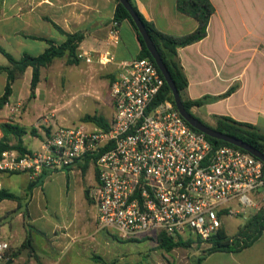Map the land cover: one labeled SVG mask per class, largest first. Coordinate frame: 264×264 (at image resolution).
<instances>
[{
	"label": "crops",
	"instance_id": "crops-1",
	"mask_svg": "<svg viewBox=\"0 0 264 264\" xmlns=\"http://www.w3.org/2000/svg\"><path fill=\"white\" fill-rule=\"evenodd\" d=\"M210 1L214 13L207 36L178 52L188 80L184 97L189 100L208 97L205 104L193 107L192 111L209 126H216L219 116L264 130V0ZM133 2L144 18L165 35L181 37L198 28L196 19L178 11L177 0ZM115 8V0H0V42L10 44L14 50L0 45V55L5 59H0V66L9 64L1 49L16 59L25 55L36 57L49 47L48 41L61 44L66 40L65 34L82 33L85 38L77 53H109L114 61L104 67H110L116 78L118 65L137 59L141 44L127 20L118 25V43L111 42L109 32ZM36 46L40 49L33 53ZM52 65L42 68L41 75L43 69ZM41 77L31 95L32 68H27L12 83L8 102L0 106V140L4 138L3 124L17 125L26 130L21 141L28 152L40 150L45 140L44 136L42 139L32 136L31 126L36 119L29 118L27 113L28 103L42 99L44 94ZM7 82V73H0V99ZM232 87L235 90L229 96L219 98ZM51 92L48 89L47 94ZM34 138L41 140L39 147H29ZM8 139L11 145L18 142L12 134ZM31 181L25 173L0 171V191L20 197V201H0V242L8 243L17 236L16 244L9 241L17 248L32 228L45 243L44 255L37 252L43 264H83L86 240L94 236L96 239L103 230L112 231L98 227V208L91 196L98 185L96 162L84 157L70 168L49 174L41 186L30 191ZM30 238L35 248L32 234ZM26 255L28 252L24 250L1 263L25 264ZM203 258L201 264H264V240L258 239L239 252H214Z\"/></svg>",
	"mask_w": 264,
	"mask_h": 264
},
{
	"label": "built area",
	"instance_id": "built-area-1",
	"mask_svg": "<svg viewBox=\"0 0 264 264\" xmlns=\"http://www.w3.org/2000/svg\"><path fill=\"white\" fill-rule=\"evenodd\" d=\"M110 40H120L113 22ZM87 64L105 66L109 53L80 51ZM165 79L149 58L118 65L111 86L114 116L108 127L56 128L40 150L0 156V171L25 173L35 180L44 171L70 168L89 156L96 162L98 185L92 199L98 227L121 238L165 232L208 242L223 227L222 218L239 213L232 204L251 207L264 218V163L229 145L215 147L180 115L175 104L152 107ZM9 245L0 242V263Z\"/></svg>",
	"mask_w": 264,
	"mask_h": 264
},
{
	"label": "rangeland",
	"instance_id": "rangeland-1",
	"mask_svg": "<svg viewBox=\"0 0 264 264\" xmlns=\"http://www.w3.org/2000/svg\"><path fill=\"white\" fill-rule=\"evenodd\" d=\"M0 45H4L9 51H14L10 44L0 42ZM39 49L36 46L32 48V51L37 53ZM0 59L5 60L1 55ZM41 76L40 88L44 92L43 96L41 95L42 99L37 101L32 99L28 103L29 118L36 119L31 126L32 136H38L41 139L45 137L46 140L59 127H81L85 130L100 128L90 121L89 118L92 116H102L108 124L112 121L114 112L110 92L115 73L110 67L96 63L87 64L82 61L70 64L64 57L56 59L50 68L43 69ZM48 89L52 90L49 95ZM39 138H34L31 141L34 144L29 143V147H39L41 144ZM231 208L239 213L224 216L222 223L228 236L236 237L256 213L251 207L246 208L237 204H232ZM30 229H28V237L32 234L35 248H23L18 254L26 250L28 252L26 263L43 264L37 252L44 255L42 247L45 243ZM17 239L18 237L15 236L9 241L16 244ZM187 239L189 238H184V240ZM258 239L264 240V232L258 236ZM9 241L7 258L20 250L22 246L14 248ZM192 241L188 246L167 251L160 247L156 232L124 239L113 230H103L96 239L94 236L86 240L83 246L85 252L82 253V256H85L83 264H201L203 257L210 254L211 245L208 242L198 241L196 237H193Z\"/></svg>",
	"mask_w": 264,
	"mask_h": 264
},
{
	"label": "trees",
	"instance_id": "trees-1",
	"mask_svg": "<svg viewBox=\"0 0 264 264\" xmlns=\"http://www.w3.org/2000/svg\"><path fill=\"white\" fill-rule=\"evenodd\" d=\"M132 7L140 17L143 22L150 38L152 39L159 55L161 56L164 64L166 65L171 78L173 79L175 86L177 87L181 97L183 104L187 111L192 114L194 117L203 122L199 117H197L192 109L193 107H200L205 104L209 99L208 97H203L198 100H189L185 99L184 93L188 87V80L181 65L179 59V50L186 46L192 45L204 39L207 36V27L209 24V20L214 13V7L210 0H177V9L179 12L186 14L188 16L193 17L198 21V28L191 34L175 37L165 35L159 32L152 23L148 22L144 16L139 12L138 8L134 4L133 0H129ZM116 8L114 12V22L118 25L123 21L127 20L130 22L132 27L134 28L139 42L141 44V51L138 58H149L153 62V58L148 51L142 36L139 34L130 14L124 8V6L119 2V0H115ZM66 40L61 44H55L52 41H48L49 47L39 56L33 57L30 55H25L20 59H16L4 49H1L2 54L8 61L7 66H0V73L5 72L8 76V82L5 89L4 96L0 99V106L6 104L8 102V98L11 95V86L12 83L22 76L27 68H32V80H31V95H34V92L37 88L38 83L40 82L41 77V69L44 67H49L52 65L56 58L67 57V60L70 64H77L79 62L77 58V51L84 40L85 36L82 33L75 34H65ZM155 63V62H154ZM235 87L230 88L225 94L219 96V98L229 96ZM171 101L174 103V99L172 96V92L169 89L168 85L165 82L163 90L153 101L152 107H156L160 103L164 101ZM90 121L94 122L100 128H107L108 122L102 116H92L89 118ZM206 124L205 122H203ZM208 125V124H206ZM209 126V125H208ZM211 128L234 136L247 142L254 148L258 149L262 153H264V130L260 128L248 124L237 122L229 117H216V126ZM2 131L4 133V138L0 140V156L6 150L16 149L21 154L28 153V151L23 147L21 137L26 133L24 128H20L17 125L11 124H3L1 126ZM194 129V128H193ZM196 130V129H194ZM197 131V130H196ZM12 134L16 138H18V142L16 145H11L10 140L8 139V135ZM207 140L215 147L222 145H229L235 147L231 144H228L224 141L213 139L205 135ZM240 149L238 147H235ZM242 150V149H240ZM244 151V150H242ZM245 152V151H244ZM88 160L91 159L89 156H86ZM52 172L44 171L38 178L32 180L29 184V190L31 191L35 187H39L43 184V181L46 176L51 174ZM4 199H11L20 201V197H17L11 193L6 191H0V201ZM264 232V218L263 212L256 213L251 220H249L244 228L239 231L236 237L228 236L224 226L219 230L218 234L211 238L208 243L211 245L209 253L214 252H239L245 248H248L253 244L254 241L258 239V236ZM157 238L160 242V247L171 251L172 249L180 246H188L192 241V238L184 240L181 236H170L165 232H159L157 234ZM198 241L201 242L200 238H197ZM32 248L31 238L27 237L25 242L22 244L20 250H18L13 255H17L19 251L23 248ZM8 251L6 252L7 256Z\"/></svg>",
	"mask_w": 264,
	"mask_h": 264
},
{
	"label": "water",
	"instance_id": "water-1",
	"mask_svg": "<svg viewBox=\"0 0 264 264\" xmlns=\"http://www.w3.org/2000/svg\"><path fill=\"white\" fill-rule=\"evenodd\" d=\"M119 2L124 6V8L128 11L130 14L139 34L142 36V39L150 52L157 68L159 69L160 73L162 74L163 78L165 79L166 84L168 85L169 89L172 92V96L174 99V104L179 111L180 115L187 121V123L197 131L203 133L204 135L211 137L213 139L224 141L228 144H231L235 147H238L247 153L253 155L257 159L261 160L264 163V153L259 151L258 149L254 148L247 142H244L243 140L236 138L234 136L219 132L210 126L204 124L199 119L194 117L192 114H190L187 109L185 108L182 97L175 86V83L173 79L171 78V75L164 64L161 56L159 55L152 39L150 38L143 22L141 21L140 17L132 7L129 0H119Z\"/></svg>",
	"mask_w": 264,
	"mask_h": 264
}]
</instances>
